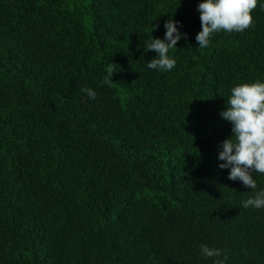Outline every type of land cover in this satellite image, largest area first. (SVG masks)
I'll return each mask as SVG.
<instances>
[{
	"label": "trees",
	"instance_id": "obj_1",
	"mask_svg": "<svg viewBox=\"0 0 264 264\" xmlns=\"http://www.w3.org/2000/svg\"><path fill=\"white\" fill-rule=\"evenodd\" d=\"M199 2L0 0V264H264V209L218 167L231 87L264 81V7L200 49ZM169 18L176 67L148 69Z\"/></svg>",
	"mask_w": 264,
	"mask_h": 264
},
{
	"label": "clouds",
	"instance_id": "obj_2",
	"mask_svg": "<svg viewBox=\"0 0 264 264\" xmlns=\"http://www.w3.org/2000/svg\"><path fill=\"white\" fill-rule=\"evenodd\" d=\"M258 2L264 7V0H200L197 11L200 13L201 31L195 37L198 48L208 47L214 33L246 31L253 24L251 13ZM179 25L180 21L169 18L164 23L163 38H154L151 33L149 39L143 40L144 52L151 50L156 53L147 62L148 69L169 72L176 67L177 62L169 52L187 36L180 31ZM108 72L112 77L114 71L111 67ZM105 83L109 81L105 80ZM82 91L92 100L97 97L96 91L91 88ZM226 106L220 116L231 123L232 135L219 146L218 167L228 170L229 180H238L255 193L242 200L241 207L264 209V188L257 190L253 175H264V81L256 80L231 87ZM200 253L205 259L215 257L213 264H227L228 257L219 248L201 244Z\"/></svg>",
	"mask_w": 264,
	"mask_h": 264
}]
</instances>
